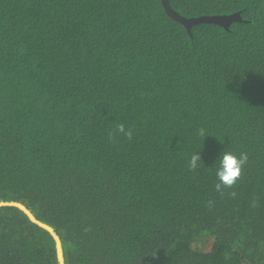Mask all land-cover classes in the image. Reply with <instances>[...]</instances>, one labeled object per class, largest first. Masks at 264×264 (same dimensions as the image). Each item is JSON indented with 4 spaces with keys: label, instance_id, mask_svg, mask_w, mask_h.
Here are the masks:
<instances>
[{
    "label": "trees",
    "instance_id": "16d2710c",
    "mask_svg": "<svg viewBox=\"0 0 264 264\" xmlns=\"http://www.w3.org/2000/svg\"><path fill=\"white\" fill-rule=\"evenodd\" d=\"M168 2L239 20L187 31L161 0H0V200L52 226L64 264H264V0ZM121 123L132 140L109 139ZM223 150L249 159L221 196ZM0 264H57L12 206Z\"/></svg>",
    "mask_w": 264,
    "mask_h": 264
},
{
    "label": "clouds",
    "instance_id": "9594fccd",
    "mask_svg": "<svg viewBox=\"0 0 264 264\" xmlns=\"http://www.w3.org/2000/svg\"><path fill=\"white\" fill-rule=\"evenodd\" d=\"M198 134L201 137L209 136L204 128L198 130ZM117 135L126 137L128 140H132L133 131L131 128H126L123 123L118 124L116 128L109 133V139H114ZM248 153L241 152L239 155L227 150H223L216 163V180L215 190L220 193L221 196L225 195L226 190L233 189L238 180H240L243 168L248 163ZM203 164L199 152L191 155L188 161L189 170L195 171L198 167ZM227 195L235 198L237 193L235 191L227 192ZM213 201L208 202V207L211 209ZM250 207L253 209L259 207L258 198H254L251 202ZM155 257V256H153Z\"/></svg>",
    "mask_w": 264,
    "mask_h": 264
},
{
    "label": "water",
    "instance_id": "95a60500",
    "mask_svg": "<svg viewBox=\"0 0 264 264\" xmlns=\"http://www.w3.org/2000/svg\"><path fill=\"white\" fill-rule=\"evenodd\" d=\"M161 5L167 16L178 21L186 28L187 31H189L192 25L197 23H202V22L213 23L225 28L230 22L234 20H239L238 13H233L229 15H210V16L203 15L192 18H185L170 7L168 0H161ZM1 206H12L18 208L25 214V216L29 219L30 222L47 231L54 242V250H55L57 264H64L61 240L52 226L38 220L33 215V213L24 204L20 202L0 200V207Z\"/></svg>",
    "mask_w": 264,
    "mask_h": 264
}]
</instances>
